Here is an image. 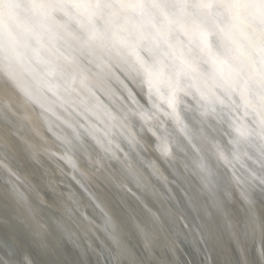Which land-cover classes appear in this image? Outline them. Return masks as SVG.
<instances>
[{"label":"bare ground","instance_id":"bare-ground-1","mask_svg":"<svg viewBox=\"0 0 264 264\" xmlns=\"http://www.w3.org/2000/svg\"><path fill=\"white\" fill-rule=\"evenodd\" d=\"M3 1L7 4L4 2L0 7V143H3L0 148L4 157L12 160L14 175L8 181L3 178L13 187L5 188L0 180V264H73L70 227L77 237L81 230L87 232L88 240H96L101 252L109 254L105 244L117 264H177V242L187 255L184 257L178 249L181 264L185 261L190 264L189 260L192 264H207L203 257L199 262L196 236L191 232L195 221L192 217L199 219L197 214L203 211L200 198L208 203L223 198V187L225 182L232 181V175L245 179L240 178L242 170H238L241 167L238 162L251 161L241 151L239 139L232 147L222 143L217 147L219 152L209 141L211 152L204 146L202 153L201 142L195 136L211 134L201 125V112L206 115L219 112L217 122L223 125L229 121L227 112L235 109L241 117L239 120L232 113V120L237 122L236 125L232 121L235 130L264 140L260 132L264 130V57L254 65L249 53L244 51L240 55L235 50L237 34L251 39L245 46L255 43L264 48V0ZM143 2L148 3L144 8ZM222 4L224 8H220ZM221 12L230 19H220ZM254 66L261 68L256 78L263 84V90L259 91L262 94L249 98L261 116L253 126L249 122L253 110L241 103L247 100L241 89L247 70L254 80ZM138 80L142 82L140 88L135 85ZM181 117L185 130L196 139L193 144L197 145L198 156L195 150L186 153L176 142L170 149L175 137L173 122ZM135 118L144 127L154 119L148 136L142 135L143 131L136 132ZM57 134L68 135L78 144L96 141L99 144L93 143L96 159L89 160L99 164L102 155L113 157L114 161L115 154L119 160L131 158L129 151L135 145L130 141L144 136L149 141L146 149L149 159L144 163L137 158L139 154L133 153L141 165L136 161L128 168L121 165L119 173L112 170L113 165L93 179L83 173L87 172L85 163L80 164L76 157L74 166L78 171L72 173L71 167L65 168L72 178L58 176L48 170L51 166L41 163L49 164V158L56 155L66 167L73 163L74 159L67 153L64 155L62 148L52 145ZM71 141L67 139L64 145L74 143ZM117 149L123 152L118 153ZM41 152L42 156L37 154ZM169 153L172 160L164 173L153 174L157 167L150 172L151 163L157 164ZM35 154L36 158L40 156L41 162H36L40 167L32 165ZM73 154L81 156L75 149ZM209 156L217 159L220 168L213 167ZM181 158H186V166ZM21 161L30 162V167L22 164V169H32L43 180L46 175L52 184L48 183L45 189L27 183L18 173ZM179 162L184 167L182 177L173 171ZM230 165L238 173H233ZM187 177L191 179L189 185L182 183ZM132 180H135L133 192L141 197L123 187V183ZM194 184L200 185L205 194L197 192L192 201L191 194L187 199L183 192L188 187L193 191ZM154 187L161 189L159 200L153 197L157 193ZM253 190L245 214L248 220H251L248 214L253 216L255 221L250 228L258 229L264 247V195L254 186ZM53 195L68 207L63 208L65 214L57 206L49 205ZM29 206L42 226L27 224ZM174 206L188 216L191 229L174 217L170 211ZM222 209L225 208H220L218 202L217 207L212 206V212L205 216L207 224L201 228L214 264L225 263L219 252L220 240L225 237L217 231L212 234L213 230L233 227ZM91 229L99 239L91 234ZM235 236L234 233L230 236L231 241L242 252ZM242 243L245 245V241ZM89 253L92 254L90 250ZM253 253L250 250L249 264H262Z\"/></svg>","mask_w":264,"mask_h":264},{"label":"water","instance_id":"water-1","mask_svg":"<svg viewBox=\"0 0 264 264\" xmlns=\"http://www.w3.org/2000/svg\"><path fill=\"white\" fill-rule=\"evenodd\" d=\"M4 2H5V4H7L6 1L2 0L0 7H2V4ZM145 3L146 2H143V6H142L143 8L145 6H147V4H148L147 3L145 5ZM154 5H157V3H153V6ZM222 6L224 8L223 4L220 6V8H222ZM134 11H139V10H134ZM224 13L225 12H223V13L221 12L219 14L220 15L219 18L222 20H225V21L227 20V18L229 20L230 19L229 16L225 15ZM66 15H68V14H66ZM244 19H246L245 21H248L246 16L244 17ZM254 30L256 31L255 25H254ZM233 37L235 39V36H233ZM236 38H237V40L235 39V43H236L235 44V50H237V52L240 53V55H242L244 51H246V53H249L251 58L253 59V64L257 65V61L260 62V59L262 57H264V48H262L261 45H257L255 43H251L250 45L245 46V45H247V42L248 43L251 42V39H248L246 36H244V38H243L242 35L237 34ZM252 44H254V45H252ZM187 45H188V43H187ZM140 47H142V46H140ZM222 47L226 50L225 46H222ZM143 52H144V50H143ZM143 54H146V52H144ZM244 63H246V62L244 61L242 63V65H244ZM253 69L255 70L254 71L255 77H253L255 81L251 77V75L253 76V74H251L248 70L246 71V77H245V75L243 76L244 79L242 81L243 87L241 89V92H242L241 95H243L245 93L247 95V100H246V102L242 101L241 103L243 105H246L247 107H249L251 110H253L254 115L252 117H249V116H246V117H249V122L251 121L250 124H252L254 126V124H256L255 119H258L261 116L255 112L254 106H253V104H251V101L249 98H253V96H255L257 94H262L259 91L263 90V84H260L259 79L256 78L258 73L260 74L259 69H261V68H258V66H254ZM263 69H264V67H263ZM116 70L121 71V69H119V68H116ZM50 79H52L51 76H50ZM121 79H123V78L121 77ZM126 79H127V77H126ZM129 81H130V79L126 80V83H128ZM262 81L264 82V80H262ZM135 85H136V88H140L142 85V82L138 80V82H135ZM203 99H205V98H203ZM199 101H201L205 104L208 103V102H206V100H202V99ZM223 104H224V100L222 99L221 105H223ZM216 106H218V105H216ZM181 108L183 109L182 105H181ZM233 112L235 114H237V116L239 117V120H241L240 119L241 117L238 115L236 110L233 109V110L227 112V114L229 115V121L224 123L223 125L218 124V122H217V121H219V118L217 117L219 112L218 113L211 112L212 115H208V114L206 115L203 112H201V121H202L201 125L204 126L205 128H207V132L210 131L211 134L210 135L204 134L205 136H203V137L196 135L195 137L198 140H196L191 134L188 133V131L185 130L186 124H184L183 117H181L180 121L173 122V126H172L173 127L172 129H173V132L175 133L176 138L174 137L173 141H171V142H170V139H168V141L171 144L170 149L174 148L173 147L174 142H176L177 147L179 145V148L180 147L183 148V150H185L186 153L187 152L189 153L191 150H195V152L197 153V151H196L197 145H195L193 143H196L195 140L198 141V143L200 141L201 142V143H199L200 148L202 147L200 149V152L203 153V151H204V153H205V150H203L204 146H205L206 150L208 149V151L211 152L210 147H209V141L213 142V145H214L216 151L219 152L220 150L217 149V147H221L222 143L229 144V146L232 147L236 143V139L240 140L241 151H244L245 158H247V159L249 158V160L251 161V163L247 162L246 164H244L242 162H238L239 166H241V167H238V170L239 171H240V169L242 170L239 174L240 178L244 177L245 179H239L238 177L235 179V177H234L235 174L232 175L230 178V180H232V181L225 182L226 187H223V190L221 193V196L223 198L217 199V202H218L220 208L221 207L225 208V209H222V210H224L223 212L221 210L218 211V214L221 212H222V214H227V216L226 215L225 216L229 221L233 222V227L228 228V229L227 228H223V229L222 228H216L215 230H213L212 234L215 235L216 231H217L220 236L225 237V240H223L225 242L220 240L221 251H219L220 254L222 255V258L225 260L224 264H249V256H250L249 252H250V250L252 251V249L254 250V253H256V257H259L260 262H262V264H264V247H263V241H262L261 234L259 233L258 229L250 228V226L255 221L253 219V216L249 215L247 213L248 216L251 217V220H250V218L248 220L247 215L245 214L246 208L250 207L249 206V204H250L249 197L254 194L253 186H254V189L258 188L259 190H261V192H262L261 194L264 195V176L262 173L264 171V143L261 142L264 140L262 138L258 139L255 136V134H249L248 132H245V131L243 133H241L240 130H238V129L235 130V128H234L235 123H232V121H235V120H232V118H233L232 113ZM161 116H162V114H161ZM156 117H159V116H156ZM164 118H166V117H164ZM234 119H236V117ZM259 120H260V118H259ZM151 122H155L154 119L150 120L149 123L147 122L146 126L144 127L138 119L136 121V124L138 126L135 124L136 132L138 130L143 131L142 135L148 136L152 131L151 129H153L152 125H154L153 123L151 125ZM150 125H151V127H150ZM236 125H237V122H236ZM132 129H134V128L132 127ZM155 132L156 131L153 130L154 136H155ZM260 132L264 135V130H261ZM188 134H189V136H188ZM67 139L72 140L74 142V140L71 139L68 135L57 134V135H54V139L51 141V143H52V145H54V147L57 146L59 148H62L61 150L65 151L64 155L67 153V156L69 158L71 157L70 159H72V160L74 159L73 163H71L68 167H66L65 165H62V162H61L62 160H60L59 157L56 155L55 157H52V159L49 158V160H50L49 164H45V163L41 162V159L39 158L40 156H42L44 154L41 152V153H37L38 155L40 154L39 157L36 158V156H38V155L35 154V157H33L35 159H31L33 167H40L37 163L41 162L43 165H47V167L51 166L50 169L48 168V170H50V171L52 170V172L55 171V173H57L58 176H68V177L72 178V174L68 173L65 168L70 169V167H71L70 172L72 171V173H73V171H76L77 169L75 168L74 163H75V160L77 157L79 159L78 161L80 164L85 163V167H86L85 169L87 172H83V173L85 175L93 178V179L95 177L98 179V177L101 176L106 169L112 168L113 165H115L116 170L113 168H112V170H114L115 173H117V172L119 173V170H117V169L120 168L121 165L123 166V168H124V166H125V168H128L131 166V163H135V161L137 162V160H135L133 157V153L139 154L140 156L137 158H141V161L142 162L144 161V163H146L147 160L149 159L147 152H146V149H149V145H147L148 144L147 142H149V141L147 140V142H146L144 136H142L141 138L136 137L134 140L130 141L135 145V147L131 151L128 150L129 153H131V155H132L131 158L127 156L126 157L127 160H124V159L119 160V156L117 154H115L114 155L115 161H114L113 157H109L107 155H106L107 157H104V155H102V158L100 159V164H99V161L98 162H94V161L91 162L89 160L90 158L93 159L92 157L95 158L97 155V151H95L94 144H96V145H99V144L96 141H93L92 144L84 142L89 147H86L84 143L78 144L76 142H74L75 145H72L74 143H72V144L68 143V146H66L67 143H65V141H67ZM184 139H187V140H185V142H184ZM64 143L66 145H64ZM2 144L3 143H0V145H2ZM6 145H7V143H6ZM71 145L73 148H71ZM4 147L5 146L3 145V148ZM1 149L2 148H0V167H1V175L2 176H0V180L5 185V188H8L9 187L8 185H10V187H13V184L11 185L9 182L4 181V179L5 180H7V178L10 179L11 175L13 174V169H14L12 167L13 163H12V160H10V158L4 157ZM9 149L13 152L10 145H9ZM74 149L81 156L78 157L75 154H73ZM120 151L123 152L122 149H119L118 153H121ZM134 151H136V152H134ZM19 152L24 153L23 151H19ZM198 155L199 154L197 153V156ZM23 157L25 158V156H23ZM208 158L210 159V161L213 162L214 168L216 166H218V168H220L221 165H217V163H218L217 159H215L211 156H209ZM185 159L186 158H184V160H183L181 158L180 161H183L184 165L186 166L187 162L185 161ZM26 160H28V159H26ZM37 160H39V161H37ZM169 160H172V153H169L165 157H162L157 164L151 163V167L149 166L150 172L153 169L152 167H157L156 171H152L153 174H157L158 171H160L163 174L164 173L163 169L165 168V166L170 164ZM176 161H178L177 158H176ZM26 162H28V161H26ZM110 162L112 163V165L109 164ZM6 164H8V167L6 166ZM22 164H24V166L27 165V167H30V162H28V164H27L24 162L22 163V161H21V165L19 166V169H21V170L18 172L19 176H21L23 179H25V181L27 180L26 181L27 183L30 184L31 182H33L34 185L36 184V185L43 187V188L46 187L45 189H47V187H49L48 183H51L50 177H47L45 175V178L43 180V177L41 178L40 175H36L32 169H31V171L33 173H31L30 169H28V170L22 169L23 168ZM60 164L63 167H61ZM136 164L141 165L138 162ZM180 164H182V163L181 162H179V164L176 163L173 167V171L175 172V174L182 177V175L184 174V167L180 166ZM9 165H11V166L9 167ZM197 165H199L198 160H197ZM142 166L145 168L144 165H142ZM175 167H177V168H175ZM229 167L231 168L233 173L237 172V170L235 172V169L233 168L234 166L230 165ZM231 170H229V171H231ZM144 171L145 170L141 169V173H144ZM196 177H198V176H196ZM220 181L223 182L222 179H220ZM26 182H23V183L26 184ZM133 183H135V180H132L129 183H127V182L123 183V187H125V190L133 192V190H132V187L134 186ZM182 183L189 185L191 183V179L187 177V179H185V182L182 181ZM255 186H256V188H255ZM250 187H252V190ZM193 188H194L193 191H191L188 187L187 191L183 192V194L185 196H187V199H188L189 195L191 194L192 201H193V196L195 194H197V192L203 193V189L201 188L200 185L198 186L197 184H194ZM204 188H206V187H204ZM154 189L156 190L154 192H157V193L153 197L158 198L157 200H159L161 198L160 197L161 196V191H160L161 189H158V188L156 189V187H154ZM50 190H52V192H54L53 189L50 188ZM133 193L136 196L141 197V195L138 192L135 191ZM203 194H205V192ZM259 196H260V194H259ZM258 199H260V197ZM48 201H49L48 202L49 205L52 208H56V206H57L61 210V213L65 209H68V207H64L65 205H64L62 200L60 201L59 197H56L53 195V197L49 198ZM200 201H201L202 210L204 212L202 211V214H200V213H199V215L197 214V216L200 217L199 219H195L194 217H192L195 221H192L193 230L191 232L194 235V237L196 236L195 237L196 239L194 238V242H195V248L198 252L197 254H198L199 262L203 257V259L206 260L207 264H214L212 256L210 255V253L207 249L208 247L206 246L205 240L202 236L201 228L204 225L206 226V224H207L206 220H205V216L208 215L207 212L211 213L212 212V206L217 207V202L208 203L205 200H201V198H200ZM219 201H220V203H219ZM63 208H65V209H63ZM29 209L30 210L27 209V211H28L27 214L29 216V217H27V222H29L27 224L28 225L31 224L33 226L34 225L35 226H37V225L42 226L41 225L42 222L37 220L38 218H36L32 212V210H34L33 207L29 206ZM170 211L174 212V217H176V218L179 217L182 220V224H184L186 228L191 227V225H189L188 221H187L189 219L188 216L186 217V215L184 213L183 214L180 213L179 209H177V207H175V206L171 207ZM236 211H237V214H235ZM239 211L241 213L243 211V213L240 215ZM62 214H65V213L63 212ZM222 226H225V225L222 224ZM249 228H250V231H249ZM69 230L71 232L70 236L72 237L71 238L72 245L69 244V251H71L72 257H74L73 258V264H117V260L114 257L113 253H111L110 249H107V246L105 244L103 246L106 248V250L109 251V254H105V253L103 254L101 252V248L95 242L96 240H91V239L88 240L89 234L87 232H83L81 230L80 237H77L75 235L76 231L74 228L70 227ZM223 230H224V233H223ZM91 231H92L91 234H93L94 236L97 237V239H99L98 236L95 234L94 229H91ZM233 233L236 235L235 236L236 238L238 237L240 247H242L241 248L242 252L239 251V246L237 244L234 246L232 241H231L232 239L230 238V236L233 237ZM221 234H223V235H221ZM243 241H245V245H243V243H242ZM2 242L4 245H8V246L12 247L9 242H4V241H2ZM201 245H203V247ZM247 245H249V248H247L248 247ZM176 246L180 250V252L184 255V257L185 256L187 257L185 251L183 250L182 245L177 242ZM89 250L92 254L89 253ZM254 253H253V255H254ZM189 262H190V264H192L190 260H189Z\"/></svg>","mask_w":264,"mask_h":264},{"label":"rangeland","instance_id":"rangeland-1","mask_svg":"<svg viewBox=\"0 0 264 264\" xmlns=\"http://www.w3.org/2000/svg\"><path fill=\"white\" fill-rule=\"evenodd\" d=\"M178 253H179V250L176 249L175 254H176V258H177V264H181V262H180L181 259L179 260V256H178L179 254ZM184 263L187 264L186 261Z\"/></svg>","mask_w":264,"mask_h":264}]
</instances>
